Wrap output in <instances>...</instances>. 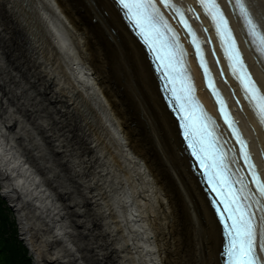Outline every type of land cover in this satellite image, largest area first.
Here are the masks:
<instances>
[{
	"label": "bare ground",
	"instance_id": "1",
	"mask_svg": "<svg viewBox=\"0 0 264 264\" xmlns=\"http://www.w3.org/2000/svg\"><path fill=\"white\" fill-rule=\"evenodd\" d=\"M0 41V182L35 263L221 264L220 227L111 3L0 0ZM253 111L239 113L264 148Z\"/></svg>",
	"mask_w": 264,
	"mask_h": 264
},
{
	"label": "snow or ice",
	"instance_id": "2",
	"mask_svg": "<svg viewBox=\"0 0 264 264\" xmlns=\"http://www.w3.org/2000/svg\"><path fill=\"white\" fill-rule=\"evenodd\" d=\"M123 9L127 10V15L130 20L136 25L140 31V35L143 37L145 43L152 48L156 53V59L161 64V71L164 73L165 78L169 84L173 83L171 65L175 59L174 54L162 55L161 51L166 49H172L173 53L178 48V42L175 34L172 35L170 40H163V33L161 28L165 32H172L168 23L164 20L163 14L157 8L155 0H119ZM202 7L206 10V14L211 16L214 21H217V28L221 25H226V21L223 18V14L220 12V5L217 0H199ZM161 3L165 7H174L171 4V0H161ZM235 9L238 10L239 16H241L246 22L249 32L257 43L259 51L264 53V5L258 3L257 0H232ZM181 17V22L184 27L193 35V43L196 44L197 52H200L199 43L195 39V33L192 32L191 26L183 18V13L178 8L174 9ZM192 11V9H189ZM219 18V19H218ZM199 19V17H197ZM160 43V47L157 48L156 44ZM181 55L183 52L181 51ZM201 63L203 64V55L201 54ZM205 71L207 67L205 66ZM242 80L245 81V92L247 98H250L255 103V110L257 111L260 119V123L264 125V86L257 87V81L252 80L251 76L245 72ZM193 89L189 85L187 88V95H176V90L173 88V100L176 101L181 113L185 112V107L191 100V93ZM183 101V103H181ZM199 107V105H196ZM184 128L186 132V138L191 141L190 146L193 148V154L197 155L201 160L202 166L206 167H220L222 165V157L219 163L216 162L213 157V163L207 164V157L203 154L207 152L204 146V137L212 136L213 133L209 130L208 124L211 121L201 111L200 116L193 120L191 111L184 117ZM202 121H208L203 123ZM225 121L229 128L232 130L236 137L237 142L241 145V152L243 158L251 170V175L254 178L257 191L261 197H264V183L260 182V178L255 171V165L251 163V157L247 151V144L241 137L239 130L235 126L234 122L229 119L225 114ZM199 137V138H197ZM224 169H222L223 171ZM213 191L217 192V184H226V180L220 179V173H213L209 179V183H213ZM246 187V186H245ZM243 191V189H241ZM221 197L219 203L223 205L222 210L218 208L220 212V219L224 221V227L227 229L228 242L226 255L228 257V264H264V256H261L257 252L255 233L251 224V216L245 214V210H242L240 203L238 202L240 197L236 194L227 195L223 188L218 192ZM247 198V197H245ZM230 222V223H229ZM260 251H264V244L260 246Z\"/></svg>",
	"mask_w": 264,
	"mask_h": 264
},
{
	"label": "trees",
	"instance_id": "3",
	"mask_svg": "<svg viewBox=\"0 0 264 264\" xmlns=\"http://www.w3.org/2000/svg\"><path fill=\"white\" fill-rule=\"evenodd\" d=\"M0 264H33L28 250L18 236L12 209L0 194Z\"/></svg>",
	"mask_w": 264,
	"mask_h": 264
},
{
	"label": "rangeland",
	"instance_id": "4",
	"mask_svg": "<svg viewBox=\"0 0 264 264\" xmlns=\"http://www.w3.org/2000/svg\"><path fill=\"white\" fill-rule=\"evenodd\" d=\"M1 43H2V48L1 49L3 50V55H4L5 59H6V62L12 67V65H13V63H12V61H13L12 60V58H13L12 48L9 47V46H7L5 44L6 42L4 43V42L0 41V44ZM46 136H47L46 137L47 144L48 145H51V143L54 142L53 137L50 136V134H46ZM55 155H56L55 157L57 158L59 154L55 153ZM61 167H62V164H61ZM0 194H1L2 198H4L7 201L8 206L12 209L13 219L16 221V225H17V228H18V236L23 241L24 245L26 246V248L28 250V253H29V256L31 257L32 263L33 264H36L35 263V260H34V256H33L32 252H31V250L28 248V245H26L25 244V241L22 239L23 237H22V234H21V230H20V226H19V221H18V217L16 215V212L13 209V207L10 205L9 200L2 195V185H1V182H0ZM75 226L76 227H79V228H82V224L80 222H78L77 224H75Z\"/></svg>",
	"mask_w": 264,
	"mask_h": 264
},
{
	"label": "water",
	"instance_id": "5",
	"mask_svg": "<svg viewBox=\"0 0 264 264\" xmlns=\"http://www.w3.org/2000/svg\"><path fill=\"white\" fill-rule=\"evenodd\" d=\"M109 1L114 6V8L118 11V8H117L116 4L114 3V1L113 0H109ZM128 33H129L130 37L132 38V40L135 42V44L142 50V52L144 53V55L146 56V58H148V55H147V53L145 51L146 49L140 43V41L137 39V37H135L134 34H132L129 30H128ZM11 40H12V38H11ZM150 67H151V65H150ZM168 114L171 116V113L169 111H168ZM172 120H173L174 123L176 122L175 119H173V117H172ZM180 142H181V145H182V147H183V149H184V151L186 153L187 158L190 160L189 154H188L186 148L184 147V142L181 139H180ZM195 175L198 177V179H200L201 185L203 187L204 185H203V181H202L200 172L195 171ZM203 188L205 190V187H203Z\"/></svg>",
	"mask_w": 264,
	"mask_h": 264
}]
</instances>
